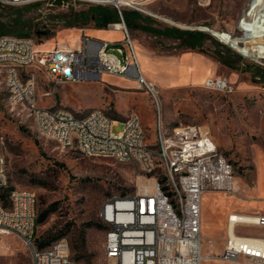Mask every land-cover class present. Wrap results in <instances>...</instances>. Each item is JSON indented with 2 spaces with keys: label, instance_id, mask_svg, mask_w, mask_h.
I'll return each mask as SVG.
<instances>
[{
  "label": "rangeland",
  "instance_id": "1",
  "mask_svg": "<svg viewBox=\"0 0 264 264\" xmlns=\"http://www.w3.org/2000/svg\"><path fill=\"white\" fill-rule=\"evenodd\" d=\"M31 2L39 5L0 4V18L21 15L31 19L32 25L25 26L26 34L20 37L33 38L43 50L76 42L83 33L120 38L121 33L108 24L98 28L93 19L84 21L79 15L95 5L120 11L140 67L143 64V75L156 85L162 123L167 127L201 125L232 164L236 188L229 192L208 190L202 196V252L207 256L202 264H218L215 256L224 246L227 214H264V62L242 56L213 34L241 35L240 23L251 0H134L133 5L119 8L99 0ZM123 12L129 15V25ZM120 21L119 14L111 23ZM14 28L7 26L4 34L18 36ZM167 28L202 32L200 49L182 45L167 34ZM45 30L49 35H37ZM184 53L204 59L188 81L180 75L184 69L179 61ZM27 70L36 72V94L42 106L65 107L78 115L100 109L119 121L136 112L149 132L155 130L156 103L134 80L105 74L95 81L55 84L35 67ZM207 76L226 81L223 92L209 88L204 81ZM121 129V122L112 126L113 132ZM0 146L9 178L7 191H32L38 198V213L50 210L35 228V246L65 238L77 264H112L104 256L107 226L99 212L108 198L133 192L144 182L136 168L111 157L82 154L41 135L27 110L10 103L1 68ZM0 194L6 205L5 189L0 188ZM236 231L264 237V225H238ZM0 264H32L30 248L17 234L0 235Z\"/></svg>",
  "mask_w": 264,
  "mask_h": 264
},
{
  "label": "built area",
  "instance_id": "2",
  "mask_svg": "<svg viewBox=\"0 0 264 264\" xmlns=\"http://www.w3.org/2000/svg\"><path fill=\"white\" fill-rule=\"evenodd\" d=\"M31 1L0 0V4L23 5ZM99 1L118 7L113 0ZM120 20L108 23L110 29L121 33L120 38L83 33L73 47L58 45L43 50L33 38L0 35V68L9 101L22 105L32 116L36 130L62 147L130 163L144 177L133 192L108 198L99 212L107 226L104 256L112 264H202L207 259L202 252L203 193L232 191L236 181L227 172L223 152L201 125L167 127L162 123L156 85L143 75L121 14ZM32 66L55 84L95 81L105 74L134 80L156 103L155 130L149 132L136 112L119 121L100 109L78 115L65 107L40 105L36 72L27 70ZM205 83L210 88L222 83V90L227 86L221 78L208 77ZM118 122L122 129L113 132L112 126ZM8 183L0 146V188L7 189ZM6 197V205L0 199V235L17 234L30 248L32 264H77L65 238L42 248L35 246L38 198L34 192L13 188ZM231 213L227 214L226 227L233 222L232 234L226 230L223 249L215 261L264 264V237L237 234V219L232 220ZM249 218L251 222L246 224L259 225L264 214L255 213ZM241 258L247 261L241 262Z\"/></svg>",
  "mask_w": 264,
  "mask_h": 264
},
{
  "label": "bare ground",
  "instance_id": "3",
  "mask_svg": "<svg viewBox=\"0 0 264 264\" xmlns=\"http://www.w3.org/2000/svg\"><path fill=\"white\" fill-rule=\"evenodd\" d=\"M133 1L134 0H113L118 7L122 5H133ZM129 2H131V4H129ZM240 28L241 35L239 36H233L223 31H213V34L239 52L242 56L253 59L254 61L264 62V0H251L248 10L243 14ZM142 65L141 63V67ZM208 77L210 76L205 77L204 81H206ZM212 87L214 90L223 92L222 83L213 85L211 88ZM223 159L227 165V172L230 173V178H234L232 164L224 154ZM235 188L236 182L234 183L233 190ZM231 215L233 216L232 220L237 219V226L249 223L251 222L249 217H255V215L252 214L234 212H232ZM232 223L233 222H230L229 227H226L227 232L229 231L231 234ZM259 225H264V221H259Z\"/></svg>",
  "mask_w": 264,
  "mask_h": 264
},
{
  "label": "trees",
  "instance_id": "4",
  "mask_svg": "<svg viewBox=\"0 0 264 264\" xmlns=\"http://www.w3.org/2000/svg\"><path fill=\"white\" fill-rule=\"evenodd\" d=\"M39 2H30L27 3L26 6H38ZM124 18L128 25L130 24L129 21V15L127 13H124ZM80 17L82 20L87 21L89 19H93L95 22V25L98 28H104L107 26L110 22H115L119 18V11L115 10V8L104 6V5H95V6H89L87 10H82L80 12ZM86 23V22H84ZM14 26L16 29V34L18 36L25 35L26 32H24V27L27 26L30 28L32 25L31 19H24L21 15H17L15 18H10L8 20H2L0 18V35L4 34L6 31L7 26ZM43 27H45V24H42ZM33 27V26H32ZM35 29V28H34ZM37 29V28H36ZM35 29V31H36ZM167 34L171 35L172 37H175L180 40L181 44L190 48V49H200L201 46V39L203 37V33L198 30H184L180 28H167ZM39 37L42 35H49V30H45L42 33L37 34ZM6 194L8 193L7 189H5ZM0 196H3V194H0ZM49 209H45L38 213L37 217V224L42 222L47 214L49 213ZM46 244L45 241H41L38 243V248L44 247Z\"/></svg>",
  "mask_w": 264,
  "mask_h": 264
},
{
  "label": "crops",
  "instance_id": "5",
  "mask_svg": "<svg viewBox=\"0 0 264 264\" xmlns=\"http://www.w3.org/2000/svg\"><path fill=\"white\" fill-rule=\"evenodd\" d=\"M90 35H92V34H90ZM92 36L98 37L97 35H92ZM76 43H77V41L76 42L73 41L71 44H65V45L60 44V46H62V47H65V46L66 47H73V46H75ZM202 60H204V59L201 58V56L198 54L184 53L181 56L180 61H179V64L184 69L180 75H182L183 77L185 75V80L188 81L193 76L192 70L195 69ZM198 79H200V78H198ZM193 80H196V79H193Z\"/></svg>",
  "mask_w": 264,
  "mask_h": 264
},
{
  "label": "water",
  "instance_id": "6",
  "mask_svg": "<svg viewBox=\"0 0 264 264\" xmlns=\"http://www.w3.org/2000/svg\"><path fill=\"white\" fill-rule=\"evenodd\" d=\"M119 14H121V12L119 11Z\"/></svg>",
  "mask_w": 264,
  "mask_h": 264
}]
</instances>
